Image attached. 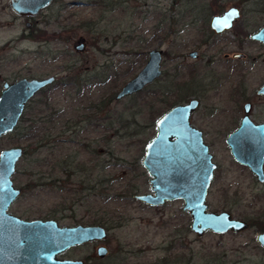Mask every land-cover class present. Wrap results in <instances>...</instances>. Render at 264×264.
<instances>
[{
  "label": "rangeland",
  "instance_id": "1",
  "mask_svg": "<svg viewBox=\"0 0 264 264\" xmlns=\"http://www.w3.org/2000/svg\"><path fill=\"white\" fill-rule=\"evenodd\" d=\"M8 4L0 0V89L2 82L23 77L53 76L55 85L27 102L16 131L0 137V150L34 149L43 135L60 138L51 157L50 149H34L16 163L12 181L21 195L9 214L104 227L109 254L102 264H264V249L254 240L257 229H264V183L231 159L218 134L246 98L257 108L252 117L264 119V101L253 92L264 76V47L248 37L264 25V0H53L32 18L29 38ZM229 6L241 14L231 29L214 36L209 18ZM77 38L85 41L78 53ZM155 48L162 58L157 80L144 93L115 99ZM191 50L197 51L195 60L187 55ZM232 53L245 56L223 58ZM228 75L232 87L224 95L217 86ZM191 96L200 99L192 124L203 131L216 165L207 208L227 210L249 224L234 235L196 237L182 201L151 207L133 197L149 193L140 160L156 118ZM32 114L44 121L28 131ZM73 153L76 162L50 166L53 158L62 161ZM37 158L44 159L41 165Z\"/></svg>",
  "mask_w": 264,
  "mask_h": 264
},
{
  "label": "water",
  "instance_id": "2",
  "mask_svg": "<svg viewBox=\"0 0 264 264\" xmlns=\"http://www.w3.org/2000/svg\"><path fill=\"white\" fill-rule=\"evenodd\" d=\"M52 1L9 0V5L11 11L33 17ZM231 10L237 13L231 19V22L235 21L239 12L233 7L210 18L209 27L214 34L230 28L217 27L215 22ZM250 38L264 43V25L251 34ZM84 43L82 38H77L73 49L77 53L81 52ZM190 56H194V53L191 52ZM160 60L161 49L149 50L142 68L119 87L114 98L133 95L157 80L161 71ZM53 81L54 77L48 76L37 79L23 77L2 83L0 137L15 130L27 102ZM257 92L264 95V84ZM196 107L197 102L192 99L187 103L171 106L156 118L155 134L146 142L140 160L149 176V193L134 194L133 197L137 202L151 207H159L167 201H182L181 211L190 216L189 227L196 235H203L207 231L212 234H236L245 230L249 224L242 219L233 218L227 210L211 212L207 209L205 198L215 163L211 161L201 131H197L190 123ZM225 140L231 159L251 171L257 181H264V124H254L245 115L240 125ZM24 151L21 146L0 150L4 154L0 156V264H77L76 261H60L57 256L70 246L104 238L102 226L78 224L64 227L52 219L21 220L16 215L9 214V206L21 194L19 188L14 186L12 175ZM255 241L264 248V232L258 233ZM96 252L98 257L106 253L102 246Z\"/></svg>",
  "mask_w": 264,
  "mask_h": 264
},
{
  "label": "flooded vegetation",
  "instance_id": "3",
  "mask_svg": "<svg viewBox=\"0 0 264 264\" xmlns=\"http://www.w3.org/2000/svg\"><path fill=\"white\" fill-rule=\"evenodd\" d=\"M8 2H9V0H8ZM9 4H10V2H9ZM8 4V7H9V9H10V5ZM231 7H233V6H229V7H227L226 9H228V8H231ZM225 9V10H226ZM233 9H236L237 10V12H239V14H241V12L237 9V7H233ZM225 10L223 11H221L220 13H217V14H214V15H220V14H222L223 12H225ZM11 11V10H10ZM11 12H13V11H11ZM239 14H238V16H239ZM14 17H19L21 20H22V22H24V24H23V26L25 27V30H27V32L29 31V29H30V26H31V24H33V22H32V18L34 17H32V15H19V14H17V13H15V12H13V14H12ZM214 15H212L213 17H214ZM211 16V17H212ZM210 17V18H211ZM210 18H209V21H210ZM238 18V17H237ZM236 18V19H237ZM209 21H208V24H209ZM236 21V20H235ZM234 20L231 22L232 23V25L230 26V28L229 29H231V27L234 25V22H235ZM209 26H210V24H209ZM208 26V27H209ZM261 26H263V25H261ZM260 26V27H261ZM260 27H258V28H260ZM257 28V29H258ZM229 29H227V30H229ZM209 30H210V33L211 34H213L214 36L215 35H218V34H221V33H225L226 31H222V32H220V33H213V31L210 29V27H209ZM257 30L255 29V30H253L250 34H248V37H249V40H251V41H253V42H256V40H253V39H251L250 38V35L251 34H253V33H255ZM27 32H26V34L24 35V37H30V35L33 33L32 32V30L31 31H29L28 32V34H27ZM23 35H21V37H19L20 39H22V40H24L23 38ZM27 38V39H28ZM208 40V39H207ZM236 42L238 41L239 43H240V41H241V39H237V40H235ZM256 43H259L260 45H262L263 47H264V43H262V42H256ZM191 52H193L194 53V56H190V53ZM187 55H188V57H191L192 59H194L195 60V58H197L198 56H197V51L195 50V51H193V50H191V51H189L188 53H187ZM232 56H229L228 54L226 55V54H223V58L225 59V60H227V58H229V59H231V60H239V59H241L243 56H245V54H242V53H237V54H235V53H232L231 54ZM230 60V61H231ZM230 76L228 75V79H225V80H223L221 83H218V86L217 87H219V88H222V91L221 92H223V94L225 95V92L227 91V92H229V88H231L232 86H230ZM156 81V80H155ZM7 82V81H6ZM2 83H5V82H2ZM2 83H1V85H2ZM151 83H154V82H150L149 84H151ZM53 84V83H52ZM149 84H147L146 86H144V89H142V90H140V91H142L143 93H144V91L146 90V87L149 85ZM263 84H264V76L261 78V80H260V83L258 84V86L257 87H255V89L253 90V92H254V94L256 95V96H254V97H259L260 99L262 98L263 99V101H264V95L263 94H261V95H259L258 94V92H257V90L258 89H260V87H263ZM51 85V84H50ZM50 85H48V86H50ZM45 88V87H44ZM43 88V89H44ZM47 88V87H46ZM1 89H2V87H1ZM42 90V89H41ZM139 91V92H140ZM220 96L222 95V94H219ZM233 98L232 99H234L235 97H234V95L232 96ZM192 99H194V100H196V102H197V107H196V109L198 110V106H199V102H200V99H199V97H193V96H191L190 98H189V100H192ZM189 100H187V101H189ZM250 100L248 99V98H246V99H244L243 100V102L241 103V105L238 107V109L237 110H234L233 112H231L232 110H230V112H231V114H230V120H227V121H225V123H228V126H226V127H229V125L231 124V126H230V128H227V130H226V127L224 128L225 130L224 131H220V133L218 132V134H219V136H221L222 138H223V140H225L226 138H227V136L228 135H230L231 134V132H233V131H235L236 130V128L240 125V123H241V120H243V117L246 115L247 116V118H249L250 119V122H252V123H254V124H260V125H262V124H264V119H262L261 121L260 120H256V119H254V117H252V114H253V112L254 111H256V107H254V105H252L251 104V102H249ZM182 103H185V102H182ZM182 103H178V104H182ZM187 103V102H186ZM173 106V105H172ZM174 106H176L175 104H174ZM171 107V106H170ZM169 107V108H170ZM245 109H247V110H245ZM197 110L195 111V112H197ZM225 112H227L225 109L223 110V113H225ZM193 114H194V112L192 113V115H191V117H190V120H191V124H192V122H193V120H192V116H193ZM227 119V118H226ZM155 125H156V122H155V124H153V127H154V131H155ZM193 125V124H192ZM221 126V125H220ZM194 127V126H193ZM196 128V127H195ZM197 129V128H196ZM197 131H201L200 133H201V137H202V140L204 141V139H203V131L202 130H198L197 129ZM149 140V139H148ZM147 140V141H148ZM146 141V142H147ZM146 142H145V145H146ZM205 142V144L207 143L206 141H204ZM225 142H226V140H225ZM224 142V143H225ZM207 145V144H206ZM226 145V144H225ZM207 147H208V145H207ZM143 148H144V146H143ZM228 149V148H227ZM209 151V150H208ZM209 153H210V151H209ZM211 156V155H210ZM211 161H212V156H211ZM240 165V164H239ZM216 166V165H215ZM241 167H243V166H241ZM245 167V166H244ZM215 169V168H214ZM214 169H213V171H214ZM248 170V169H247ZM262 170L264 171V162L262 163ZM249 171V170H248ZM251 172V171H250ZM213 174H214V172H213ZM213 174H212V176H213ZM251 174V173H250ZM252 175V174H251ZM263 176H264V172H263ZM253 177V176H252ZM254 179H255V181H257L256 180V178L255 177H253ZM212 180V179H211ZM211 182V181H210ZM258 183H264V181H262V182H260V181H257ZM20 190V189H19ZM21 195V194H20ZM19 196V195H18ZM17 196V197H18ZM15 201V200H14ZM13 201V202H14ZM206 202V201H205ZM206 205H208V204H206ZM208 209V208H207ZM209 210V209H208ZM209 211H211V210H209ZM214 211V210H213ZM213 211H211V212H213ZM220 211V210H219ZM183 212V211H182ZM215 212H217V211H215ZM229 212V211H228ZM186 213V212H185ZM187 214V213H186ZM231 214V213H230ZM14 215V214H13ZM188 215V214H187ZM17 216V215H16ZM18 217V216H17ZM190 217V216H189ZM233 217V216H232ZM18 218H20V217H18ZM22 220V219H21ZM189 223H190V218H189ZM85 225V224H81V223H76V225ZM76 225H74V224H72V225H65V226H76ZM87 225H95L94 223H87L85 226H87ZM59 226H64L63 224H60ZM64 226V227H65ZM95 226H97V225H95ZM188 227H189V224H188ZM104 228V227H103ZM248 227H246V229H247ZM245 229V230H246ZM189 230L191 231V227H189ZM244 229L242 230V231H245ZM104 231H105V236H104V238H102V239H100V240H98V241H96V240H92V241H87V243L86 242H84V243H82V244H78L77 246H75V245H73V246H70V247H68L65 251L63 250L62 252H60V254H59V256H57L59 259H60V261H65V262H67V261H76V263L77 264H102V262H100V261H102L108 254H109V252H108V250H107V247H106V241H105V239H106V237H107V231H106V229L104 228ZM208 232V231H207ZM207 232H204V234L205 233H207ZM241 232V231H240ZM260 232H264V229H262V228H259V229H257V233H256V235L254 236V240H255V237H257V235H258V233H260ZM191 233L192 234H194L196 237H203L204 236V234L202 235H196L194 232H192L191 231ZM211 233V232H210ZM229 233H232V232H229ZM237 233H239V232H237ZM217 235H220V234H217ZM224 235V234H223ZM234 235V234H233ZM255 243H256V241H255ZM256 245H258L260 248H262V249H264L260 244H258V243H256ZM89 246V248L87 249V254L85 253L84 255H82L81 253H79V249H81V248H83V247H88ZM99 246H102V247H104L105 248V254H103L102 256H97V252H96V250H97V248L99 247ZM164 260H166V257H164L163 258V261ZM157 263V262H156ZM162 263H164V262H162ZM183 264H188V261H184L183 262ZM218 264V263H217Z\"/></svg>",
  "mask_w": 264,
  "mask_h": 264
},
{
  "label": "trees",
  "instance_id": "4",
  "mask_svg": "<svg viewBox=\"0 0 264 264\" xmlns=\"http://www.w3.org/2000/svg\"><path fill=\"white\" fill-rule=\"evenodd\" d=\"M55 84L53 83V84H51L50 86H48L47 88H44V89H42V90H40L39 92H41L42 94H44L45 93V89H48L49 87L51 88L52 86H54ZM29 107V106H28ZM30 108V107H29ZM36 115L35 114H32V115H30V116H28V120H27V122H28V124H26V127L28 128V131L30 130H34V122H37V123H39L40 121H44V117H42V116H39V117H36ZM21 119L19 120V122H21V120L22 119H24L23 118V115H21V117H20ZM36 120V121H35ZM50 118L49 119H47L46 120V122H50ZM16 128V127H15ZM16 131V130H15ZM13 132V131H12ZM15 133V132H14ZM129 134L130 135H137L136 134V132L135 133H133V132H129ZM57 142L60 144V138L59 137H55V138H47V135H43V136H40V138H39V141H36V143H35V145H34V149H36L38 152L40 151V148H47V149H50V153L48 152V155L51 157L52 155H53V149H55L56 148V145H57ZM50 145V146H49ZM30 149V150H29ZM29 149H27V147H26V149H24L25 151L23 152V155L22 156H25V155H28V157L30 158V156L32 155V151L34 150L33 149V146H30V148ZM56 150V149H55ZM37 151H35V152H37ZM76 156H77V154H74L73 153V155L72 156H68L67 157V159L65 158V159H62V161H61V159L59 160V159H55V158H53V161H51V163H50V166L51 167H56L57 165H62L64 162H68L69 161V164H70V162L71 163H73V162H76V160H77V158H76ZM37 160V163L39 164V165H41L42 164V162H43V158H41V159H39V158H37L36 159ZM71 173V174H70ZM70 173H66V175H67V177H70V176H72L73 174H74V172L72 173V171H70ZM79 174V173H78ZM78 174H76V175H78ZM60 182H61V180L60 179H57V182H56V185H57V188H58V190H60ZM74 183H75V181H74ZM79 183V181L77 182V184ZM101 184V183H100ZM99 184V185H100ZM93 186H98L97 185V183H95V184H92ZM73 187H77V185H74ZM22 188H24V187H22ZM263 229V228H262Z\"/></svg>",
  "mask_w": 264,
  "mask_h": 264
},
{
  "label": "snow or ice",
  "instance_id": "5",
  "mask_svg": "<svg viewBox=\"0 0 264 264\" xmlns=\"http://www.w3.org/2000/svg\"><path fill=\"white\" fill-rule=\"evenodd\" d=\"M237 15L235 10L229 11L227 14L224 15L223 18L216 19V26L220 28H226L231 26V19ZM3 153H0V156H3Z\"/></svg>",
  "mask_w": 264,
  "mask_h": 264
}]
</instances>
